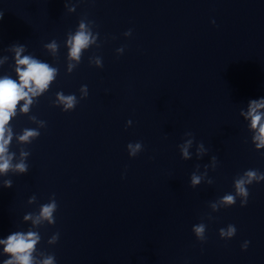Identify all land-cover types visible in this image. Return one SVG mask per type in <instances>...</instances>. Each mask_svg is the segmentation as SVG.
Listing matches in <instances>:
<instances>
[{
	"label": "clouds",
	"instance_id": "obj_1",
	"mask_svg": "<svg viewBox=\"0 0 264 264\" xmlns=\"http://www.w3.org/2000/svg\"><path fill=\"white\" fill-rule=\"evenodd\" d=\"M2 19V16H0ZM83 28V25H81ZM90 41V34H86L83 31L78 32L70 41L71 49L70 56L74 59H79L82 48H85ZM54 47V45L50 46ZM17 51V64L16 69L19 76V83L17 81L4 77L0 78V172H5L9 169V160L5 157L6 145L11 140L9 134L6 138V125L10 121L11 117L15 114L17 104L23 100L25 104L21 108V111L27 112L29 105L32 103L31 97L37 95L39 92H43L48 88L49 83L54 79L55 69L49 67L48 64L39 62L28 56L19 58V52ZM22 66V67H20ZM59 95V94H58ZM59 98L65 103V108H72L75 103L74 96L64 97L59 95ZM264 107V102L257 103L252 101L250 105L249 115L252 117V127L257 128L259 126V135L256 137L260 140V145H264V124H261V115L257 114V109ZM38 135L34 130H25L23 136L20 137L22 141H27L30 137ZM259 146V145H258ZM131 147V145H130ZM139 148V145L136 146ZM135 151V149L133 150ZM184 156H188L187 149H184ZM20 171H25L26 167L23 164L16 166ZM247 180L240 178L236 181V189L239 194L247 197L248 190L245 187L246 183H251L253 179H264V174L258 177L255 170H249L246 173ZM193 184L199 183V177H193ZM233 195H226L223 197V201L228 204L234 203ZM247 203V201H245ZM55 208V203L46 205L42 209V216L45 218L51 217V214ZM221 235L232 236L236 228L229 226L228 231L225 233L223 229L220 230ZM195 232L198 237H202L204 232V226L199 225L195 228ZM37 237L35 233H28L27 235L21 233H14L10 235L6 241H0L5 243L4 251L11 255L12 259L6 260L4 264H32V251L36 244ZM44 264H52L51 258L46 260Z\"/></svg>",
	"mask_w": 264,
	"mask_h": 264
}]
</instances>
